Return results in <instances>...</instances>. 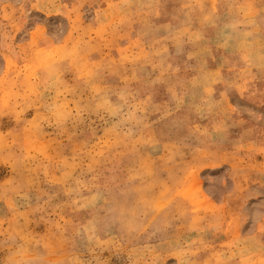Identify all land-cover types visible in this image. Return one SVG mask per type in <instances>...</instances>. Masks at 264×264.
<instances>
[{"label":"rangeland","instance_id":"rangeland-1","mask_svg":"<svg viewBox=\"0 0 264 264\" xmlns=\"http://www.w3.org/2000/svg\"><path fill=\"white\" fill-rule=\"evenodd\" d=\"M0 264H264V0H0Z\"/></svg>","mask_w":264,"mask_h":264}]
</instances>
